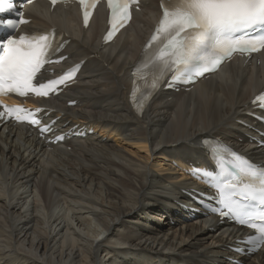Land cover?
I'll use <instances>...</instances> for the list:
<instances>
[{"label": "bare ground", "instance_id": "6f19581e", "mask_svg": "<svg viewBox=\"0 0 264 264\" xmlns=\"http://www.w3.org/2000/svg\"><path fill=\"white\" fill-rule=\"evenodd\" d=\"M159 2L141 0L107 45L100 8L86 29L76 8H25L24 30L61 39L48 73L79 69L75 85L41 104L51 133L0 121V264H264V246L242 255L246 230L220 222L216 189L192 171L211 170L215 144L264 162V116L252 103L264 90V54L190 89L160 90L135 112L131 74ZM190 188L191 208L179 209Z\"/></svg>", "mask_w": 264, "mask_h": 264}, {"label": "snow or ice", "instance_id": "6c2138e0", "mask_svg": "<svg viewBox=\"0 0 264 264\" xmlns=\"http://www.w3.org/2000/svg\"><path fill=\"white\" fill-rule=\"evenodd\" d=\"M29 3L32 0H28ZM58 0H51L55 5ZM87 26L92 9L98 0H78ZM136 0H108L111 10L109 23L113 32L130 19V5ZM11 0H0V12L10 8ZM162 16L149 45L144 62L137 68L140 80L149 81L152 91L137 101L134 89L133 102L142 114L146 102L159 83L171 73L173 82H195L207 72L236 53L250 54L264 50V0H162ZM23 19L0 21V27L17 30ZM54 34H25L18 38L9 36L0 43V95L15 93L27 96H48L59 91L60 85L74 78L79 65L69 69L58 79L39 82L37 74L46 63H51L50 53L58 50ZM35 81V83H34ZM254 105L264 108V93L256 96ZM16 113L17 120H27L39 125L35 114L22 108L6 109ZM37 111H41L37 109ZM22 114V115H21ZM3 113H0L2 116ZM42 127L41 131H49ZM216 165L213 171L195 170L216 189L220 204L219 214L235 220L252 230L244 243L249 251L264 246V166H257L223 144L209 146ZM194 173V174H195Z\"/></svg>", "mask_w": 264, "mask_h": 264}, {"label": "rangeland", "instance_id": "374dc122", "mask_svg": "<svg viewBox=\"0 0 264 264\" xmlns=\"http://www.w3.org/2000/svg\"><path fill=\"white\" fill-rule=\"evenodd\" d=\"M68 151L70 150L69 148L67 149ZM189 191L190 192H194L195 191V188H190V189H184L183 191H182V195L184 196V198H182V200L181 201H178L177 203H176V206L179 208V209H185V210H189L190 208H191V206L190 205H188V204H190V202H192V201H190L189 199H191L192 200V198H191V196H190V193H189ZM187 202V203H186ZM195 205H197V204H195ZM151 217H154L156 220H158L159 222H163L164 224L166 223L164 220H166L164 217L163 218H160V217H155V215H152ZM195 219V218H191V221H193V220ZM154 222H156V221H154ZM172 227H176V223L173 221H170L169 220V222H168ZM126 232H130V233H132L133 231L132 230H130L129 228L126 230Z\"/></svg>", "mask_w": 264, "mask_h": 264}]
</instances>
